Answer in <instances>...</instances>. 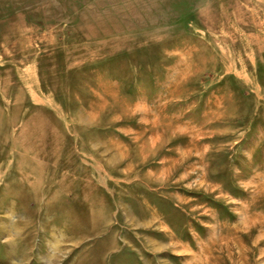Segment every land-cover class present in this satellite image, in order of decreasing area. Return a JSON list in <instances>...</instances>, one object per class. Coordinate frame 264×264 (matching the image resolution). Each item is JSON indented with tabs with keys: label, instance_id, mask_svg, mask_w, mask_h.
I'll list each match as a JSON object with an SVG mask.
<instances>
[{
	"label": "rangeland",
	"instance_id": "374dc122",
	"mask_svg": "<svg viewBox=\"0 0 264 264\" xmlns=\"http://www.w3.org/2000/svg\"><path fill=\"white\" fill-rule=\"evenodd\" d=\"M0 264H264V0H0Z\"/></svg>",
	"mask_w": 264,
	"mask_h": 264
}]
</instances>
